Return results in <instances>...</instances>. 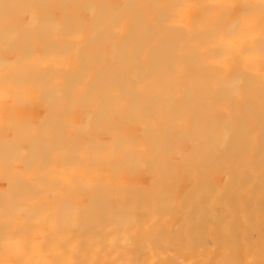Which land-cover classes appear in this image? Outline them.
Returning a JSON list of instances; mask_svg holds the SVG:
<instances>
[{
  "label": "bare ground",
  "instance_id": "bare-ground-1",
  "mask_svg": "<svg viewBox=\"0 0 264 264\" xmlns=\"http://www.w3.org/2000/svg\"><path fill=\"white\" fill-rule=\"evenodd\" d=\"M0 264H264V0H0Z\"/></svg>",
  "mask_w": 264,
  "mask_h": 264
}]
</instances>
